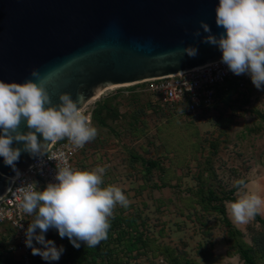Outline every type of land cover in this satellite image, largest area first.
<instances>
[{
  "label": "water",
  "instance_id": "95a60500",
  "mask_svg": "<svg viewBox=\"0 0 264 264\" xmlns=\"http://www.w3.org/2000/svg\"><path fill=\"white\" fill-rule=\"evenodd\" d=\"M217 5L218 0H0V81H43L52 106L69 93L74 101L83 98L77 105L83 111L109 88L220 61L217 47L201 43L207 34L200 28L204 22L212 34L223 32L215 24ZM189 46L198 49L195 57L183 53ZM20 131H28L24 122ZM35 158L22 151L14 171L0 157V197Z\"/></svg>",
  "mask_w": 264,
  "mask_h": 264
},
{
  "label": "clouds",
  "instance_id": "9594fccd",
  "mask_svg": "<svg viewBox=\"0 0 264 264\" xmlns=\"http://www.w3.org/2000/svg\"><path fill=\"white\" fill-rule=\"evenodd\" d=\"M215 24L223 29L219 36L201 22L200 28L207 34L201 43L217 47L222 53L220 63L236 76L247 75L257 90H264V0H218ZM193 35L199 37L201 33ZM183 53L195 57L198 49L189 46ZM31 75L40 79L35 70ZM82 99L74 101L69 93H63L60 103L52 106L43 81H0V157L4 164L16 171L22 151L42 157L48 154L50 144L65 138L76 149L93 141L98 132L91 118L77 107ZM22 122L27 132L20 131ZM14 142L21 143L22 148L11 147ZM56 160V183H49L42 191L35 183L18 190L20 210L33 217L25 231V245L44 261H58L64 252L63 246L58 248L54 241L45 239L50 229H55L61 239L67 237L74 248L79 249L81 243L94 248L107 239L117 204L124 208L130 204L121 188L101 187L105 167L76 170L68 165L63 153ZM235 186L238 198L226 201L225 207L234 224L247 225L260 213L264 198L244 191L248 188L244 179L236 180ZM33 241L42 247H35Z\"/></svg>",
  "mask_w": 264,
  "mask_h": 264
},
{
  "label": "rangeland",
  "instance_id": "374dc122",
  "mask_svg": "<svg viewBox=\"0 0 264 264\" xmlns=\"http://www.w3.org/2000/svg\"><path fill=\"white\" fill-rule=\"evenodd\" d=\"M116 88L100 93L99 98L88 104L82 112L89 111L95 101L112 96L119 89ZM248 93V103L244 104L242 95ZM232 100V108L219 106L218 111L211 110L206 116L191 117L177 113L159 119L147 108L143 119L147 127L143 130V136L140 135V129L136 130L133 136L127 130L125 122L115 125L113 132L92 125L98 132L96 138L90 142L95 147L94 151H88V156L84 158V165L90 167L89 171L97 166L106 168L101 187L114 185L121 188L130 201L129 206L133 205V209H138L143 216L148 217L149 231L158 243L183 250L189 258L198 262L200 259L197 258V251L204 247L211 255V264H242L237 256H228L227 253L232 252L225 241L224 227L214 218L216 216L206 217L204 214L207 227H201V222L195 219L203 214L199 206L183 202L189 194L187 188H196L195 177L204 165L201 157L208 156L209 144L212 141L218 143V150L211 163L216 180L210 183L214 187L219 183L224 191H229L236 180L244 179L248 184L244 191L264 198V131L255 130L262 129L263 125L254 113L258 111L264 114V90L248 87L241 94L234 95ZM118 110L121 115L128 116L134 113L135 106L131 105L125 96L119 103ZM115 133L118 136H115ZM131 153H136L144 159L166 157L162 160L164 167L172 168L174 172L171 186L153 188L152 184H160L156 173L150 182L142 184L143 168L140 163L134 164L135 170L128 166ZM203 178L207 179V175L204 174ZM238 191L239 189L233 193L236 199ZM121 207L117 204L114 211ZM226 214L230 222L244 234L246 241H249V233L252 230L264 233V229L254 221L247 225H236L227 210ZM259 216L264 220V206ZM32 219V216L28 217L27 227ZM206 232L209 233L208 236L205 235ZM6 234V231L0 229V239H7ZM50 236L51 231L45 233L46 240H51ZM35 247L42 246L36 244ZM158 263L160 264V261L156 264Z\"/></svg>",
  "mask_w": 264,
  "mask_h": 264
},
{
  "label": "trees",
  "instance_id": "16d2710c",
  "mask_svg": "<svg viewBox=\"0 0 264 264\" xmlns=\"http://www.w3.org/2000/svg\"><path fill=\"white\" fill-rule=\"evenodd\" d=\"M140 87L142 86L135 85L127 89L131 92L126 96V99L131 105L135 106L132 115L127 116L119 113V103L125 99V96L122 95L123 89H118L108 98L95 101L94 106L89 111L84 112V114L91 118L92 125L106 129L109 132H113L115 125L125 122L127 130L132 135L136 130L139 131L140 129L141 136H143V130L147 127L143 121L147 108L151 114L159 119L166 118L168 115L173 116L177 113L189 116L184 113L181 105H175L174 108L162 107L149 95L136 92V89ZM241 92L238 89L236 80L225 82L224 86H220L215 90L214 102L211 108L204 112L203 116H206L211 110L218 111L219 106L232 108L230 105L233 101L232 97L241 94ZM242 96H244L243 103L247 104L249 93ZM143 97L146 98L142 99ZM254 113L263 125L262 129L256 128L255 130L257 132L260 130L264 131V114L258 111H254ZM137 125H141V127L138 128ZM114 135L118 136L116 133ZM91 145L90 142L85 144L83 150L86 148L91 149L92 147L94 149L95 145ZM209 146L208 156L201 157L204 165L199 169L195 177L196 188H187L189 194L186 199H183V202L199 206L203 214L195 219L201 222V227H207L206 217L216 216L214 218L224 227L225 241L232 252H228V256H237L242 264H264V233L252 230L249 233V241H246L244 234L227 218L224 203L236 200L233 193L238 188L234 185L229 191H224L218 182L216 187L210 183V181L216 180L215 174L212 172L211 163L212 158L217 154L218 143L212 141ZM164 158L166 159V157ZM164 158L144 159L136 153H131L128 166L135 170L134 164L140 163L143 168L142 184L146 185L150 182L156 173L155 175L158 176L160 184H152L153 188L170 187V181L174 179V172L172 168L164 167L162 161ZM204 174L207 175V179L203 178ZM44 188L41 187L40 191L44 190ZM128 209L132 211L129 212L127 211ZM147 218L138 209H133V205L128 208L122 206L121 209L115 210L113 217L110 218L107 239L101 241L94 248H88L83 243H81L79 249L74 248L67 237L61 239L55 229H50L51 236L49 238L55 241L58 248L63 246V254L58 261H44L41 257H34L30 248L31 264H156L158 261H160V264H201V262L211 264L209 261L211 255L208 249L204 247L197 251V258L200 259L198 262L189 258L183 250H177L167 244L158 243L157 239L151 236ZM254 222L264 229V220L259 214L255 217ZM5 227L8 240L5 237L0 239V264H22L19 254L13 250L16 241L15 232L7 225ZM159 234H161V231ZM205 235L208 236L209 233L206 232ZM33 244L34 246L36 245L35 241H33Z\"/></svg>",
  "mask_w": 264,
  "mask_h": 264
},
{
  "label": "built area",
  "instance_id": "2783aa9c",
  "mask_svg": "<svg viewBox=\"0 0 264 264\" xmlns=\"http://www.w3.org/2000/svg\"><path fill=\"white\" fill-rule=\"evenodd\" d=\"M231 80L237 81L240 91L254 87L247 75L236 76L226 65L217 61L176 75L136 84L142 86L136 92L149 95L162 107L174 108L175 105H181L187 115L203 116L214 102L215 90ZM132 86L118 88L124 89L122 93L127 96L131 92L127 89ZM83 148L76 149L66 138L53 143L47 155L36 157L24 173L12 178L10 188L0 197V224L9 226L15 232L13 250L19 254L22 264H31V253L30 248L25 245L28 215L19 208L18 190L31 183L37 185V190L49 183H56V158L59 154L63 153L68 165L73 168L74 160Z\"/></svg>",
  "mask_w": 264,
  "mask_h": 264
},
{
  "label": "crops",
  "instance_id": "0c3cea01",
  "mask_svg": "<svg viewBox=\"0 0 264 264\" xmlns=\"http://www.w3.org/2000/svg\"><path fill=\"white\" fill-rule=\"evenodd\" d=\"M150 111V110H149ZM120 112V111H119ZM101 140H103V139H101ZM100 139H99V141H101ZM103 142V141H102ZM85 147V146H84ZM87 151H94V149H89V148H86V149H84L83 150V152L81 151L77 156H76V158H75V160H74V169H76V170H81V171H86V170H89L90 169V167L89 166H85L84 164H85V162L86 161H84V158H86L87 156H88V152ZM90 162V161H89ZM88 162V163H89ZM85 166V167H84ZM29 217V216H28ZM28 219V218H27ZM6 225H0V229H1V231H5L6 230V227H5Z\"/></svg>",
  "mask_w": 264,
  "mask_h": 264
},
{
  "label": "bare ground",
  "instance_id": "6f19581e",
  "mask_svg": "<svg viewBox=\"0 0 264 264\" xmlns=\"http://www.w3.org/2000/svg\"><path fill=\"white\" fill-rule=\"evenodd\" d=\"M123 86H126V85H123ZM120 87V86H119ZM113 88H116V87H113ZM113 88H109V89H113ZM99 95V94H98Z\"/></svg>",
  "mask_w": 264,
  "mask_h": 264
}]
</instances>
